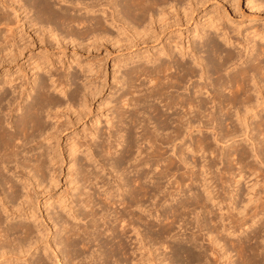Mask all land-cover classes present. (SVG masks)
<instances>
[{"label":"bare ground","instance_id":"6f19581e","mask_svg":"<svg viewBox=\"0 0 264 264\" xmlns=\"http://www.w3.org/2000/svg\"><path fill=\"white\" fill-rule=\"evenodd\" d=\"M25 1L27 5L20 3L19 0H0V11L3 8L5 9V11L0 12V30L3 31L4 29L6 32H9L11 38H14L16 33L14 27H26L28 24L29 28H36L37 32L38 30L41 32L45 30L49 31V35L52 38L58 35L59 30L60 33L64 32V36L59 37L61 41L64 40L65 36H68L72 43L76 39L78 40L79 37L82 40V36L91 35L94 38H92L93 42H101L103 44L104 42L106 44L110 42L112 45H109L111 46L119 43L147 42L149 34L155 29L156 22L160 20L162 22V16L164 15H162V8L165 9V6L169 5L168 9L170 7L172 10L176 8V2H185V0H53L56 4L59 2L63 3V5L65 4L56 8V4L54 5L51 0ZM246 2H248V5L256 2L254 4L256 8L262 7L264 11V0H248ZM191 3L192 0H190ZM70 10L74 11L73 14ZM10 13L13 14L12 18L10 17ZM21 13H24L22 17L20 16ZM20 21H22L21 24ZM109 27L116 29L117 38L115 36L109 38L111 37ZM205 27L202 28L203 31ZM220 31L223 43L225 42L230 45L232 41L231 37L228 36V32L223 28ZM207 32L201 33L199 37L200 39L205 38L203 43H201L202 45H200L206 48V56L203 57L200 52L194 49V42L190 41L187 43V46L184 47L183 45L181 50L177 51L180 52V58L186 53L187 55H191L192 61L195 63L193 64L194 66L174 56L172 57V52L167 50L168 52L165 53V56L168 57V60L163 62L161 61L163 59H159L160 62H156L160 56L157 58L154 55L156 57H154L153 61L158 64H155L152 68L147 67V65L140 69L141 73L145 77H148L146 79L153 82L150 84H153L152 86L149 85L150 89H148V92L147 90L144 91L146 92L144 98L147 96L157 97V99L159 98L164 102L167 110H171L166 114L167 111L162 112L161 108L159 109V106L156 105H149L150 110L148 109L155 114L157 125L159 128H162V131L165 130L166 134H162V132L159 134V131L157 133L160 136H158L151 132L148 129L149 127L147 128L145 123L142 122L143 120L140 121V118L138 119L136 116V113L139 112L137 109L139 108L134 109L135 107H132L134 110L128 116V126L123 125L126 128L120 125V120L119 123L117 121L118 125L123 127L125 131L117 125L116 131L112 132L109 130L106 132L105 129L106 136L102 139L101 137L104 135L102 136L100 132H97L98 135H96V131H93L89 135L91 139H88L89 143L88 141L86 142L88 145L86 144L87 148L85 149L88 151L87 153H90V158L96 154L94 151L95 146H98L104 154L111 155L109 158H112L113 154L115 156V153H117V156L112 161H107L104 164H102L103 160H101L102 163L101 161L97 163L99 164L100 162L101 164L99 165H101L102 169L106 168L105 170L108 169L107 171L113 174V186L109 185L107 180L104 181L102 175L89 172L86 169L87 167H82V179L85 183L88 182V185H85L84 188L81 187L85 189L81 190L82 192L77 191L79 190L77 188V195L75 194L76 192L72 194L77 197L75 198L79 202L77 204L81 210V216L83 218L89 217V223L84 225L70 222V219L68 220L67 216L65 217L62 214V208L65 209L67 205H65L66 207L64 206L65 208L62 206L59 209L53 206L50 207L48 218L45 219L43 217V220L41 219L36 223L38 218L35 216L33 206L34 203H37L35 196L36 186L39 187L46 181L45 168L47 167L46 157L48 155L46 156V154H48V151L46 148V150L44 149L42 144L37 145L36 142L38 138L47 132V125L42 119V113L47 111L49 114L53 110L54 114L50 115H53V118L56 117L57 120L56 111L58 108L64 104H71L77 95L81 93L79 84L77 83L78 85H75L73 91H69L68 93V88L71 84L74 85L75 79H73L74 82H70L67 78L56 77L53 79L49 76L51 81L49 80L50 83H48L45 76L44 78L39 76L40 79L38 81L37 76H35L32 77L33 79L28 82L27 86L21 90L17 97H13L14 90H11L9 94L6 89V85L11 84L12 80L5 79L3 81L2 86H0V264H151L153 263L152 260L154 261L155 259L154 252L156 248L152 249V244H150L152 242L149 243L146 239L149 236H145L144 234L145 226L147 227L148 223L147 217H151L154 212H159V215L162 216L165 213H163L162 208L158 209L160 208L158 206L156 207L157 209L150 208L152 206H148L149 208H147L145 200L149 197H152L154 200L157 197L156 201L153 202L151 200L155 206L162 200L173 201L176 195L179 197L188 191L186 189L188 188V185L186 186L187 181L198 188L201 187L202 191L190 192V195L184 196V199L182 197V199L178 198L179 200H177L176 204L172 207V212L170 211L171 214H169L172 218L170 219L171 224L167 223V228L164 231L162 228V231L158 232V234L161 237L165 233L166 235H170L171 231H173L170 225L173 224L172 222L178 220L179 217L182 222L187 221L188 218L185 219V216H182L185 214L184 210L187 209L192 212L193 216L185 224L193 225V228H196L195 231H198V235L208 242L211 255H215V251L220 255L221 251L229 259L231 252H228L229 245L236 246V244H231L230 242L233 240L229 242L227 235L224 233L236 234V232H239V229L251 228L253 226L252 238H254V247L253 245L250 246L251 249L252 247L255 249L254 257L256 256L257 264H264V169L254 163L256 167L253 165L255 169L252 168V170L254 169L255 171L253 172L255 173H252L255 174V184L258 185V188H254V191L246 199V202L241 200V195L235 187L234 190L232 189L224 193L225 195H220L221 191L219 192L216 188L213 170H211L213 166H217L218 161H223V158H226L227 161L233 158V160L235 159L234 161H240L237 165L238 172H233L232 166L228 165L225 170L218 172V178L220 181L227 178L224 180L225 183L231 182L232 177L239 176L240 178L242 176L241 167L243 161L250 156L247 149L242 146L240 149L234 148L231 151L227 150L226 153H219L218 149L209 140V137L205 135L193 141L185 142L184 146L179 148L176 161L171 160L173 158L170 159L168 157L167 159V157H162L164 152L161 151V145L173 142L178 138L183 139L184 128H187V132L185 133L187 136L191 134L193 128L197 130H211L214 134L213 138L218 143L236 138L242 129L243 136L246 140L251 141V150L253 152L251 156H254L256 160L264 165V114H261L262 118L255 120L250 119L246 115L250 112L251 116H258L261 111H264V96L263 94L261 95L264 91V45H259L260 43L257 44V42L253 41H250V45L249 43L245 44L246 46H243V51H246V55L242 59L243 54L241 55V52L237 53L236 51L235 53L229 48H222ZM72 35L78 38L73 37L71 39ZM9 39H5V42L8 43ZM238 44L240 43L238 42ZM11 47L12 49H10V46L1 47L2 51H7V53L3 52L5 55L0 56V64L2 66H8V63L11 61L9 59L22 54L25 46L20 47V45L16 46L13 43ZM138 71L139 69L136 70L135 68L133 73ZM125 75L129 76L127 73ZM195 76L198 79L202 78L203 82L199 83V81L191 84V89L189 86H184L183 82H187V80L189 81L191 77ZM211 76L214 77L210 79ZM136 77L138 78V76ZM69 80L72 81L71 78ZM132 82L134 83L133 79ZM129 83L127 84L128 86H130ZM52 86L66 96L65 101L54 98L51 96L52 94H49L48 89ZM183 86L187 93L181 94L177 92V94H173L171 92V89H179V87ZM140 91L142 92V90ZM93 92L91 93L93 94ZM124 92L120 95L119 101L122 103L121 105L126 108L129 105L132 106V104L134 106L136 99L138 100V96L135 98L134 95L135 90H130L128 93ZM83 99L82 97L84 104L86 102ZM74 102L76 101L74 100ZM87 102L89 101L87 100ZM176 108L179 111H176ZM7 109L8 113L11 112L9 114V121L5 117ZM13 109L15 110L14 112ZM80 116L81 114L78 112L76 120ZM234 116L235 118H233ZM120 119L122 121V118ZM137 124H140L138 125L140 127H137ZM57 127L58 131L59 126ZM156 127V131L160 130ZM137 128L140 129L137 131L139 135L136 138L137 141H135V139L131 138V133L134 129L138 130ZM167 129L171 130L167 132ZM122 130L124 133L126 132L124 136L123 134H119ZM253 130L255 132H251ZM54 132L53 134L57 133ZM96 139H98V143H95ZM34 141V148L28 146ZM142 143H144L145 147H141ZM257 143L261 144L262 150L259 149V146H256ZM92 146L95 148H92ZM119 146L122 148L118 149L120 150L118 152L116 151V147ZM99 152L100 150L98 149L97 154ZM126 161L130 163V170L126 168L127 166L123 168ZM122 168L128 171H125L127 174L133 172V177L130 176L128 178L127 174L122 172ZM228 175L230 178L227 177ZM146 178L153 182L152 187L146 186L143 181ZM49 179L51 180V178ZM239 180L235 178L231 184L235 185ZM98 183H101L99 189H103L101 193H99L100 190H97L99 197L96 195L99 201L103 202L102 206L99 204L100 212H97L98 210L96 211L95 208L97 206L94 199L95 191H90V187ZM110 183H112L111 180ZM125 186H128V192H130L129 198L125 197ZM215 203L219 204L218 210L213 207L216 205ZM116 204L122 205V210L120 209V213L116 210L118 213L112 215L110 209ZM73 208V206H70L66 211L71 219L77 220L79 216ZM180 208H183L182 212L179 210ZM47 209H49V206L46 207ZM224 209L225 211L223 212ZM166 215L165 219L167 220L170 217ZM116 221L120 225L118 233H116L118 230L115 225ZM47 222L51 223L50 230L54 228L51 237L50 234H47V231L43 233V231L47 230V226H45L43 231L40 228L42 223L48 225ZM178 222L180 221L178 220ZM128 233L133 234L134 239L133 236L127 235ZM45 234L47 237L45 236L44 246L42 245L43 255H37L31 260V257L34 256L31 249L39 244L40 239L43 240ZM105 234L106 237H103ZM177 234L175 235L177 236ZM122 235L127 236V242L122 238ZM198 235H189L190 238L187 241H192ZM153 239L154 236L151 240L153 241ZM199 239L201 240V238ZM161 241L160 247L164 250L165 245ZM95 242H97L96 245L98 244L97 246L100 248L104 247L102 252L97 253L98 249H92ZM237 242L239 245L237 247L243 244L242 240H238ZM157 249H160L159 246ZM171 249L175 256L178 255V257H180L179 254H182L181 252L185 253L184 256L187 258L185 264L205 260L208 254L204 250H198L195 253L190 249H184L183 246H175L171 247ZM171 257L173 258V256Z\"/></svg>","mask_w":264,"mask_h":264},{"label":"rangeland","instance_id":"374dc122","mask_svg":"<svg viewBox=\"0 0 264 264\" xmlns=\"http://www.w3.org/2000/svg\"><path fill=\"white\" fill-rule=\"evenodd\" d=\"M246 1L248 0H192V3L190 4V0H185V2L182 1L183 3L176 2L175 3L176 8H173L172 10L170 7L168 9L169 5H167V7L165 6V9L162 8L163 9L162 15L164 14L163 15L164 17L162 16V22L160 20L156 22L155 26L153 24L155 29L151 34H149V40H147V42H144V43H139V42H134L132 44H120L119 43L114 46H111L112 44L110 42L109 43L107 42L108 44H106V42H104V44L101 42L100 43L93 42L92 40L94 38L91 35H89L90 37L82 36V40H80L81 37H79L80 38L79 39L78 37H75L74 35H72L71 39L74 37V38H78V40L76 39L75 42L71 43L69 40L70 38L68 36H65L63 41L60 40V38L64 36V32L60 33V30L58 31V35L52 38V36L49 35L50 34L49 31L42 30L43 32H41L40 30H38L37 32L36 28H29L28 24L26 25V27L25 26L14 27L15 32H16L14 35V38H11V34L9 32H6L4 29L3 31L0 30V56L5 55V53H7V51L6 52L2 51L1 49L2 46L4 47L10 46V49H12L13 46L11 47V45L13 43L16 46L17 45H20V47L25 46L22 50V54H20L19 56L13 59H9L11 61L8 63V66H2L0 64L1 65L0 66V86H2L3 81L5 79L6 80L11 79L12 82L11 84L6 85V89L8 90L9 94L11 93L10 92L11 90H14V93L12 94L13 97L14 96L17 97L20 94L21 90L25 86H27L28 82L33 79L32 77H35V76H37L36 78H38L37 81L40 79L39 76L43 78L45 76V79H47L48 83H50L51 81V78H49V76L52 77L53 79L56 77H61L63 79L67 78L68 81L70 82L75 81L74 85L71 84V86L68 88V93L69 91L72 92L75 85H78V84L81 90V93H79L76 97L77 100L74 99L76 102H74L73 100L71 104H67V105L64 104L63 106L58 108V110L56 111L57 117H58L57 120H56V117L53 118L52 117L53 115L52 116L50 115V114H54L53 110L49 114L47 111L42 113L43 115L42 119L47 125V130H46L47 132L43 136L38 138L36 142H37V145L42 144L44 146V149L46 148L48 151V152L46 151L48 153L46 154V156L48 155L46 157L47 159L46 168L47 169L45 168L46 178L47 176L48 178L47 179L45 178L46 181L42 185H40L39 187L36 186L35 188V191H36L35 196H36L37 203H34L33 206H34L35 216L38 218L36 220V223H38V221H40L41 219L43 220L44 219L43 217H45V219L48 218V216L50 215V209H51L50 207L53 206L59 209V207L62 208V206L64 207L65 205H67V207L65 206L66 207V208L64 207L65 209L62 208V214H64L65 217L67 216L66 218L68 220L70 219L69 220L70 222H76L78 223V225L79 224L84 225V224L89 223L88 221L89 217L83 218L81 216V210L79 209L78 204H77L79 202H77L78 200H76L77 191L85 190L82 188H84L85 185H88V182L85 183L82 179V174H81L82 167H85V168L87 167L86 169L89 172H93L96 174L98 173L100 176L102 175L103 180L104 181L107 180V182H109V185L113 186L112 185L113 184V174H110V172L107 171L108 169L105 170L106 168L102 169L101 165L99 164L102 163L101 160H103L102 164H104L107 161H112V159L117 156V153H115V156L113 154L112 158H109L111 157V155L104 154L98 146L93 145L96 147L95 148L92 146V148H95L94 151L96 154L95 156H92L90 158L89 156L90 153H87L88 151L85 148H87V145H88L86 142L87 141L88 143L90 142L89 140L91 139V137L89 135L93 131L94 132L96 131L95 132L96 135H98L99 132L100 134H102V136L104 135L103 137H101L102 139L106 136V132H108L109 130H111L112 132L116 131L118 126L121 129H123L124 126L126 125L128 126L127 124L129 122L128 116H130V114L133 112L134 109L139 108L137 109L139 110V112L136 113V116L138 117V119L140 118L139 119L140 121L143 120L142 122L145 123L147 128L149 127L148 129L151 132L155 133L156 135H158L157 132L159 131H160L159 134H161V132L162 134H166V131L165 130L162 131V128H159V126L157 125L156 116L155 114L149 111L150 110L149 105L159 106L158 108L159 109L161 108L160 110L162 112L167 111L166 114L169 113L171 110H167L166 107L164 106V102H162L159 98L157 99V97L147 96L144 98V95L146 93L144 91L147 90L148 92V89H150V86L153 85V84L152 85L150 84L153 82H150L149 79H146L148 77H145V75L141 73V70H140L141 67L148 65L147 67L152 68L155 64H158L153 61L154 57L156 56L157 58L160 56L157 59L158 61L156 60V62H160L161 59H163L161 60L163 62L165 60H168V57L165 56V53L168 52L167 50L172 52V57L174 56L175 58L181 59V61L187 62L190 65L194 66L193 64L195 63L194 61H192L193 59L191 55H187L186 53L184 56L180 58L181 56L179 55L180 52H177V51H180L183 45L184 47L187 46V43L190 41L192 43L194 42V47H195L194 49L200 52V54L203 57L206 56L207 55L206 48L201 47L202 45L201 43H203V40L205 38L204 39L201 38L202 39L201 41L199 37L201 36V33L207 32V31H208L207 33L210 34L222 48L224 47L229 48L233 50L235 53L236 51L237 53L241 52V55L243 54L242 59H244L246 55V51H243L244 50L243 46H246L248 43L250 45L251 44L250 41L257 42V44L260 43L259 45H262V44L264 45V11H263V8L262 7L256 8V5H254L256 4V2H254V4L248 5V2ZM19 2L27 5V3H25L26 2L25 0H21V1L19 0ZM51 2L54 3V5L56 4V2H54L53 0H51ZM62 5L63 3L59 2L55 6H57L56 8H58L59 6H62ZM159 8L161 9V7ZM1 11H5V9L3 8ZM70 11L73 14L74 11L72 10ZM11 14L12 13H10V17L12 18L13 14L12 15ZM23 15L24 13L20 14L21 17ZM22 21H20V24ZM204 26L206 27H205V30L203 31L202 28ZM215 26L217 27L214 28ZM222 28L226 30L228 32V36L231 37L232 42L230 43V45L226 44L225 42L223 43L221 31H220V29ZM109 30H110L109 34L111 36L109 38H112V36H115V37L117 36L116 29L109 27ZM3 36L4 37L7 36V37L4 38ZM5 39H9L10 41H8L7 43L5 42ZM238 42L241 45L238 44ZM133 67H135L136 70L139 69V71L136 72L138 73V75H136L135 72L133 73V71L135 70V68ZM126 73L129 74L128 77L127 75H125ZM134 75L138 76V78L136 76L135 78ZM212 77L214 76H211L210 79H212ZM70 78L72 79V81L69 80ZM129 78H132L134 80V83L132 82V79H129ZM73 79L75 80L73 81ZM197 79H198L197 76L193 78L191 77L189 81L187 80V82L186 81L183 82L184 86L185 85L186 87L189 86L191 89V86H192L191 84H194L199 81H200L199 83L203 82L202 78L198 80ZM128 83L130 84V86L127 85ZM184 86L179 87V89L173 88L171 89L172 90L171 92H173V94H177V92L181 94L185 92L187 93ZM139 89L142 90V92ZM130 90L131 91L135 90L134 95H135V98L136 96H138L137 97L138 100L136 99V104L134 106L132 104V106L129 105L126 108L125 106L121 105L122 103L119 101L120 95L123 94L122 92L128 93ZM48 92L50 95L52 94L51 96L54 98L61 99L63 101L66 100V96L60 93L58 89H54V86L49 87ZM91 92H93V94ZM94 93L96 94L94 95ZM262 94L264 96V91L261 93V95ZM82 97L84 98L83 99L84 102H86L84 104L82 102ZM87 100L89 102H87ZM132 107L133 108L135 107V108L133 109ZM14 109H13V112L15 111ZM177 109L178 108H176V111H179V109L178 110ZM123 110L125 111L127 110V111L125 112ZM6 111H7V115H5V117H7V121H9L10 120L9 114L11 112L8 113V109ZM6 111L4 112L6 113ZM78 112L81 114V116L79 117L78 120H76V115L78 114ZM261 112H264V111H261ZM261 112L259 113L260 115L258 114V116L257 115L251 116L250 112H248L246 115L249 116L250 119L255 120V119L262 118L261 114H264V113H261ZM15 115H16V112H15ZM152 116L155 118H153ZM119 117L122 118L123 122L121 121ZM233 118H235V116ZM119 120H120L121 126L125 124L123 127L118 125ZM142 122L141 124H143ZM138 125L140 124H137V127H140ZM57 126H59L58 131H57V128H58ZM155 127L160 130L157 129L158 131H156ZM105 129H106V132H104ZM139 129L138 130L134 129V131L131 133V138L133 140L135 139V141H137L136 138H138V135H139L137 131H139ZM123 130L119 132V134H123L124 136L126 132L124 133ZM170 130L171 129H167V132ZM241 130L239 131V134L238 136H236V138H233L228 141H223V143L222 141L221 143H218L213 138L214 134L211 130H206V129L197 130L196 128H193L191 131V134L187 136V134H185L187 132V128L186 129L184 128L183 139L178 138V139H175L173 142H169L166 144L164 143L161 145V151L164 152L162 157L164 158L167 157V159L168 157L170 159L173 158L171 160L176 161L179 148L183 147L184 146L183 144L185 142L193 141L196 138L202 137L205 135L209 137V140L218 149L219 153L221 152L226 153L227 150L231 151L234 148L240 149L242 146L245 147L247 149V152L250 153V156L243 161V164L241 167L242 176H240V178L239 176L235 177L236 179H240L237 182V184L235 185L231 184V182L235 179L234 177H232L233 179L231 180V182L225 183L224 180H226L227 178H224L223 180L220 181V179L218 178L219 176L218 172L220 170L222 171L225 170V168L228 165H231L234 170L233 172L237 173L238 172L237 165H238V162L240 161L238 162L234 161L235 159L233 160V158H231L232 160L228 159L230 161H227L226 158H223V161H220V162L218 161L217 166H213L211 170H213V176H214V179L217 185L216 188L218 189L219 192L221 191L220 195H225L224 193H227V191L232 190V189L234 190V187H235V189L237 188L236 189L237 192H239L241 195V200H244V202H246V199L254 191V188L255 189L258 188V185L255 184L256 182L255 174H253L255 173L253 172L255 171L254 170L255 168L253 167V165L258 164V166L262 167V169H264V165L261 164L258 160H256L254 156H251L253 155L252 154L253 152L251 150L252 148L251 143H250L251 141L246 140V138L243 136V132H242L243 130L242 131ZM54 131L57 133H55ZM53 132L55 134H53ZM251 132H255V130ZM97 140L98 139H96L95 143H98ZM141 145H140L141 147L143 146L145 147L144 143H142ZM260 145H261L260 143H257L256 146H259V149L262 150V147ZM28 146H32V148H34L35 141L30 143ZM222 146L225 149L224 148L222 149ZM97 148L100 150L99 154H97L98 152ZM121 148H122L121 146L116 147V151L119 152L120 150L118 149H121ZM97 155L100 157H98ZM98 161H101V163L99 162V164H97ZM129 165H130L129 161H126L125 164L123 165V168L127 166L126 168L130 170ZM123 168H122V172H124V174H127L126 172L128 171L126 169L123 170ZM252 168L254 169L252 170ZM130 176L133 177V172H130L127 174L128 178H130ZM227 177L230 178L229 175ZM49 178H51L52 181ZM110 180L112 183H110ZM143 181L145 182L146 186L152 187L153 182L149 181L148 178L143 179ZM188 183L189 181L186 182V186L188 185V188L186 189H188L189 192L186 191L185 194H182L179 197H177L178 195H176L173 201L171 200L163 201L162 200L163 202L162 201L158 202L161 204V206L158 203L156 204V206L155 204H152L154 201L157 200V197L154 198V200L152 199V197H149L151 199L146 198L145 200L147 208H149L150 206H152L150 208H156L158 206L160 207L158 209L162 208L163 213H165L163 216L159 215V212L158 213L154 212L155 210L154 209L153 210L154 213H152L151 217H147L148 223H147V227L145 226L144 234L145 236H149V238L146 237V239L149 243L152 242L150 243L152 244L151 246L152 249L156 248L154 252L155 259L154 261L152 260L153 263L151 264H171V263L172 264H185L187 261V258L184 256L185 253L181 252L182 254H179L180 257H178V255L175 256L174 252L171 249V247H175V246L176 247L183 246L184 249H190L192 252H195V253L198 250H204L205 253L206 252L208 253L207 255L205 254L206 255L205 260H202L199 262L193 261L192 264H196V262L197 264H199L200 262H201L200 264H207L208 262L209 264L210 263L211 264H257V261L255 259L256 256L254 257L255 249L253 248L254 247V244H253L254 238H252L253 230H254L253 226L251 228L239 229L238 230L239 232H236V234H233V233L229 234L228 232L224 233L225 235H227V239L229 240V242L233 240L230 242L231 244L232 243L236 244V246L229 245L228 252L231 251L229 259L226 258L222 254L221 251H220V255L219 253H217V251H215V255H211V249L208 246V242L204 238L198 235V231H195L196 228H193V225L185 224L186 222L188 223V221L193 216L192 212H190L187 209L184 210L185 212L183 211L185 214L182 215L183 217L185 216V219L188 218L187 221L185 220V222H182L179 217L178 220L180 222L176 220L172 222L174 225L173 224L170 225V227L173 230L171 231L170 235H166L165 233L161 237V235L158 234V232L160 233V231L162 230L164 231V229L167 228V223L171 224L170 219L172 218L169 214H171L173 210L172 207L176 204L177 200H179L178 198L184 199L186 196L190 195V192H201L202 191L201 187L198 188L196 185L190 184V183L188 184ZM100 185L101 183H98L95 186H91L92 188L90 187L91 192L95 191L94 199H95V202L97 203V206L95 207L96 211L98 210L97 212H100L99 204L101 206L103 205V202L99 201V198H98L99 194H97L98 193L97 190H100L99 193L103 191L102 188L99 189ZM77 188H79V190L76 191ZM124 188L126 189L125 197L129 198L130 192H128L129 191L128 186H125ZM72 193H75L76 195L74 194L75 196H73ZM151 200H153V202H151ZM244 202L242 201V203ZM116 205H113L110 209L112 215H114L115 213H118V211L120 213V211L122 210V205H119V204L117 206ZM47 206H49V209L46 210ZM70 206L71 207L73 206L74 207L73 210H75L76 213L78 214L79 218L77 220L71 219L69 214L67 213L66 209ZM213 207L214 209L218 210L219 204H216ZM182 209L183 208H180L179 210L182 212ZM225 209L223 210V212L225 211ZM164 211H166L167 213ZM155 213L156 215H154ZM165 215L169 216L170 218L166 220ZM47 223L48 225L47 224L45 225L44 223H42L41 224L42 226L40 228L43 231L45 226H47L46 228L47 230L43 231V233L47 231V234H50V237H51L52 232L54 231V228L50 230L51 223L50 222H47ZM115 225L117 226V229H118L116 233H118L120 229V225H118V221L115 222ZM176 233H178L177 236L175 235ZM194 234L198 235L196 237L197 239L194 238L195 240L192 239V241L190 240L191 242L187 241L188 238H190V236H193ZM127 235L133 236V239H134L133 234L128 233ZM45 236L46 234L43 236L44 241L42 239L39 240V244L37 246L38 247L40 246V247L38 248L37 246H35L38 249L37 248L35 249V247L31 249V252L33 250L32 254L34 255L31 257V260L37 255H43L42 245L44 246L43 243L45 242ZM150 236L152 237L154 236L153 241L151 240L152 237L150 238ZM103 237H106V234L103 235ZM126 237H127L126 235H122V238L126 240L127 242L128 238ZM100 238H102V236H100ZM199 238H201V240ZM164 240H167V241H164ZM238 240L243 241V244L241 245H244V246L240 245L241 248L237 247ZM160 241L161 243H163V245H165L164 250L160 247L161 245ZM96 243L97 242H95V245H94L95 247L93 246L92 249H98L97 253L102 252L104 247L100 248L99 246H97L98 244L96 245ZM157 245L159 246L160 249H157L158 248ZM250 245L251 246L253 245L252 249ZM164 252L167 254H165ZM171 256H173L174 259Z\"/></svg>","mask_w":264,"mask_h":264}]
</instances>
